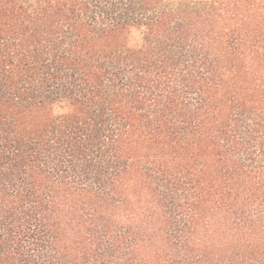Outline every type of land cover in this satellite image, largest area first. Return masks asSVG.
Here are the masks:
<instances>
[{
    "label": "trees",
    "instance_id": "1",
    "mask_svg": "<svg viewBox=\"0 0 264 264\" xmlns=\"http://www.w3.org/2000/svg\"><path fill=\"white\" fill-rule=\"evenodd\" d=\"M0 264H264V0H0Z\"/></svg>",
    "mask_w": 264,
    "mask_h": 264
}]
</instances>
